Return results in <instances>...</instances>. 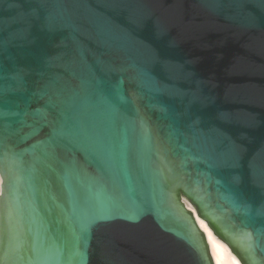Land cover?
Here are the masks:
<instances>
[{"label": "water", "instance_id": "95a60500", "mask_svg": "<svg viewBox=\"0 0 264 264\" xmlns=\"http://www.w3.org/2000/svg\"><path fill=\"white\" fill-rule=\"evenodd\" d=\"M0 176V264H264V0H0Z\"/></svg>", "mask_w": 264, "mask_h": 264}, {"label": "bare ground", "instance_id": "6f19581e", "mask_svg": "<svg viewBox=\"0 0 264 264\" xmlns=\"http://www.w3.org/2000/svg\"><path fill=\"white\" fill-rule=\"evenodd\" d=\"M2 178L0 176V187ZM188 207L195 212V209L191 204L186 202ZM197 220L201 228L206 233L208 243L210 246L211 254L214 260V264H243L230 250L228 245L221 239H218L214 234L210 232L208 224L197 216Z\"/></svg>", "mask_w": 264, "mask_h": 264}]
</instances>
